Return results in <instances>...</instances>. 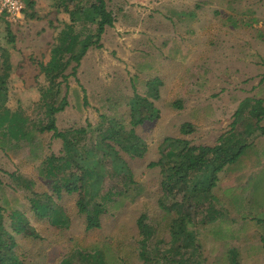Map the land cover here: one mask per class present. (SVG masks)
<instances>
[{
	"label": "rangeland",
	"instance_id": "obj_1",
	"mask_svg": "<svg viewBox=\"0 0 264 264\" xmlns=\"http://www.w3.org/2000/svg\"><path fill=\"white\" fill-rule=\"evenodd\" d=\"M30 1L28 6L22 0L20 14L0 12L4 104L27 117L30 130L29 140L0 135V207L14 236V254L25 264H61L72 251L101 249L107 264H142L135 223L140 214L154 229L149 252L158 240L170 239L171 215L158 204L161 174L158 166L149 165L160 156L164 138L214 146L229 136L237 140L234 150L242 143L246 147L217 173L210 189L221 215L188 229L200 245L202 264H264V135L258 130L250 134L246 125L256 101L264 107V0H104L113 25L101 34L98 47H89L78 64L67 65L65 81L50 98L66 99L54 115L58 130H85L79 138L102 172L98 190L110 196L102 201L100 228L91 230L84 228L76 192L53 194L67 218L59 226L30 208L31 191L52 193L42 163L62 150L60 138L38 131L48 117L40 100L46 86L40 63L48 61L77 2ZM75 30L84 36L93 27L83 20ZM134 94L150 101L156 116L132 128L127 104ZM111 121L120 126L125 143L143 148L134 157L122 153L131 181L94 146ZM183 124L191 131H181ZM259 126L264 127V116ZM10 211L20 212L31 230L14 232Z\"/></svg>",
	"mask_w": 264,
	"mask_h": 264
},
{
	"label": "trees",
	"instance_id": "obj_2",
	"mask_svg": "<svg viewBox=\"0 0 264 264\" xmlns=\"http://www.w3.org/2000/svg\"><path fill=\"white\" fill-rule=\"evenodd\" d=\"M77 1L72 10L68 11L71 22L64 25L57 37L55 44L50 49V57L45 64L40 63V71L45 76L46 86L41 90L40 100L45 107L46 123H41L39 132H52L54 137L61 139L62 150L59 155L50 153L42 163L41 170L51 180L52 193L31 191L28 198L30 208L39 218H46L51 224L59 226L66 220V215L59 204L53 198V194L59 196L62 191L76 192L78 197L76 207L79 213L84 215L85 230L98 229L101 226L100 216L104 212L102 201L109 199V193H101L98 183L102 176L99 161L90 155L92 150L85 149L81 142L82 129L58 130L54 115L63 110L66 99L59 102L50 100L57 93L61 81H65L64 73L67 65L74 61L78 64L82 55L91 46L98 47L101 34L106 27H111L114 17L106 7L104 0H88L84 6V0ZM32 1L28 0V6ZM82 17V18H81ZM88 21L93 27L92 32L81 36L76 32L75 24L80 21ZM10 34V33H9ZM66 56L65 60L63 58ZM6 73L0 75V135L12 140H29L30 130H27V117L19 111L10 110L5 106L6 101ZM157 81V80H153ZM154 83L150 81L148 85ZM152 85V95L156 96V89ZM46 99H49L46 101ZM256 104V105H255ZM251 109L252 117L247 122L248 132L255 130L264 135V127L259 126L264 116V107L257 100ZM129 123L136 127L146 120L156 116L153 105L146 98L134 94L132 102L127 104ZM239 114V110L236 111ZM112 120V119H110ZM119 127L111 121L107 127L101 129L100 139L94 146L101 151L102 158L108 159L118 174L131 181V174L122 153L134 157L141 153L136 142L127 144L123 141ZM183 132L191 131L190 125L183 124ZM129 136H135L134 130H129ZM129 140L128 137H126ZM138 139L137 137H135ZM237 144L236 138L222 136L218 144L214 146L189 145V141L181 138L166 137L159 146V157L150 162V166H158L161 174V197L158 199L160 208L165 214L171 215L168 223L170 239L167 243L158 240L149 252L147 242L153 235L154 229L146 221L144 214H140L135 223L141 235L139 239L142 264H202L203 258L198 241L195 239L190 225L202 226L221 215L210 189L217 182V173L229 163L235 162L243 153L246 144ZM97 199L101 200L98 201ZM0 207V264H25L14 254L15 246L13 234L4 224V216ZM200 215V216H198ZM9 224L16 233L28 232L23 215L18 211H10L7 214ZM67 223H65V226ZM31 230V229H30ZM163 243V245H160ZM107 264L104 252L101 249L81 252L72 251L66 255L61 264Z\"/></svg>",
	"mask_w": 264,
	"mask_h": 264
},
{
	"label": "built area",
	"instance_id": "obj_3",
	"mask_svg": "<svg viewBox=\"0 0 264 264\" xmlns=\"http://www.w3.org/2000/svg\"><path fill=\"white\" fill-rule=\"evenodd\" d=\"M22 7V0H0V12L17 15L21 13Z\"/></svg>",
	"mask_w": 264,
	"mask_h": 264
}]
</instances>
